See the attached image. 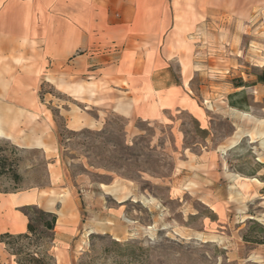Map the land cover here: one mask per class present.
<instances>
[{
	"label": "rangeland",
	"instance_id": "1",
	"mask_svg": "<svg viewBox=\"0 0 264 264\" xmlns=\"http://www.w3.org/2000/svg\"><path fill=\"white\" fill-rule=\"evenodd\" d=\"M186 1L167 0L180 18L153 53L167 66L135 90L63 77L33 113L0 99V114L21 112L0 116V224L17 234L28 205L81 223L70 246L31 251L57 264H264V202L244 184L264 178V0ZM22 58L0 51L1 97ZM131 103L157 118L127 115ZM16 259L0 242V264Z\"/></svg>",
	"mask_w": 264,
	"mask_h": 264
},
{
	"label": "crops",
	"instance_id": "2",
	"mask_svg": "<svg viewBox=\"0 0 264 264\" xmlns=\"http://www.w3.org/2000/svg\"><path fill=\"white\" fill-rule=\"evenodd\" d=\"M167 7V0H0V51L7 55L21 52L24 64L0 99L12 100L19 109L33 113L38 105V90L45 81L55 78L60 82L63 77H94L113 90H135V83L142 86L146 79L153 78L158 66H167L165 60L153 55L161 51L168 26L175 28L180 18ZM179 14L184 17V13ZM132 97L136 101L144 99ZM7 109L2 107L0 116L21 113ZM232 109L241 112L239 108ZM127 115L157 118L155 113H140L137 103H131ZM1 131L6 136L2 126L0 134ZM247 136L244 132L240 140ZM245 179L251 180L244 182L252 188L249 195L264 202V178ZM1 198L5 209L11 210L13 199ZM71 205L73 210L78 209L79 202L73 199ZM0 216L8 218L1 212ZM16 218L21 226L15 233L26 232L27 216L19 213ZM0 226V234L10 231L9 223ZM80 230L81 223L76 218L58 216L55 244L70 246Z\"/></svg>",
	"mask_w": 264,
	"mask_h": 264
},
{
	"label": "trees",
	"instance_id": "3",
	"mask_svg": "<svg viewBox=\"0 0 264 264\" xmlns=\"http://www.w3.org/2000/svg\"><path fill=\"white\" fill-rule=\"evenodd\" d=\"M262 81L264 82V79ZM241 86L244 85H238V87ZM233 97L234 95H230L231 100ZM230 104L241 109L232 101H230ZM198 126L199 131H206V129L200 127L199 122ZM13 176L16 181L20 179V175L16 172ZM23 212L28 218L27 231L15 235L9 232L2 233L0 234V242L4 243L8 250L17 257V264H57L55 258L48 252L31 251L29 246L40 248L44 241H54L58 215L54 212L42 210L36 205L25 206ZM25 240L28 241L27 245H17Z\"/></svg>",
	"mask_w": 264,
	"mask_h": 264
},
{
	"label": "bare ground",
	"instance_id": "4",
	"mask_svg": "<svg viewBox=\"0 0 264 264\" xmlns=\"http://www.w3.org/2000/svg\"><path fill=\"white\" fill-rule=\"evenodd\" d=\"M0 137L9 138L8 136H5L2 131H1ZM9 222L12 223V225H17L16 221L13 219H9Z\"/></svg>",
	"mask_w": 264,
	"mask_h": 264
}]
</instances>
